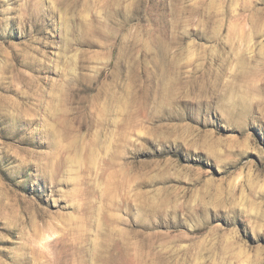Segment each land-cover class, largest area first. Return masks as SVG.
<instances>
[{"label":"rangeland","instance_id":"1","mask_svg":"<svg viewBox=\"0 0 264 264\" xmlns=\"http://www.w3.org/2000/svg\"><path fill=\"white\" fill-rule=\"evenodd\" d=\"M0 264H264V0H0Z\"/></svg>","mask_w":264,"mask_h":264}]
</instances>
